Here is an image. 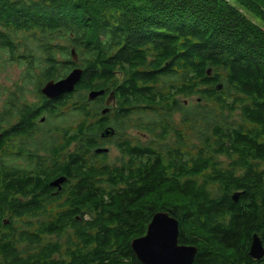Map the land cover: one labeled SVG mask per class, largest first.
<instances>
[{
	"label": "trees",
	"instance_id": "16d2710c",
	"mask_svg": "<svg viewBox=\"0 0 264 264\" xmlns=\"http://www.w3.org/2000/svg\"><path fill=\"white\" fill-rule=\"evenodd\" d=\"M0 60L44 80L82 69L85 153L90 91L114 89L150 137L79 176L54 223L36 195L6 207L46 180L0 177V264H141L130 241L157 211L193 264H264L248 253L253 233L264 249V0H0Z\"/></svg>",
	"mask_w": 264,
	"mask_h": 264
},
{
	"label": "flooded vegetation",
	"instance_id": "af4514ba",
	"mask_svg": "<svg viewBox=\"0 0 264 264\" xmlns=\"http://www.w3.org/2000/svg\"><path fill=\"white\" fill-rule=\"evenodd\" d=\"M64 77L42 79V83L36 84V97L32 100L27 97L30 86L23 83L29 81L27 77L14 78L7 93L4 91L0 106V177L41 176L46 180V185L34 192L35 189L29 187L15 190L6 207L16 209V204L29 203L36 195L42 205L44 224L56 222L57 212L70 205L69 194L78 184L79 176L89 173L93 165L120 164L109 162L110 150H117V159H128L131 155L123 154L122 148L136 147L150 140L143 132L141 114L120 105L115 90L108 88L93 99H87L88 105L95 107L99 116L87 123L94 129L93 134H88L92 135L94 146L85 153L79 145L81 136L86 133L80 131L78 122V83L71 91L55 97H47L41 92L45 83ZM104 148L107 152L97 150ZM80 150L84 152L82 155ZM80 156L83 157L81 162ZM59 179L62 181L53 184ZM56 233H45V237L57 240Z\"/></svg>",
	"mask_w": 264,
	"mask_h": 264
},
{
	"label": "water",
	"instance_id": "95a60500",
	"mask_svg": "<svg viewBox=\"0 0 264 264\" xmlns=\"http://www.w3.org/2000/svg\"><path fill=\"white\" fill-rule=\"evenodd\" d=\"M72 56L76 58L74 49ZM82 75L80 67L72 68L64 78L58 81H49L41 88V92L47 97H55L64 92H69L78 83ZM103 93V90L90 91L88 99H93ZM105 111L103 110L102 113ZM98 151H107L97 149ZM56 180L53 184H57ZM237 194L233 199L237 200ZM178 220L171 216L168 211L155 212L147 223L145 233L130 241L131 249L141 264H193L197 248L194 245L180 244L178 242ZM254 259H260L264 255L262 241L257 233L252 234L248 251Z\"/></svg>",
	"mask_w": 264,
	"mask_h": 264
},
{
	"label": "rangeland",
	"instance_id": "374dc122",
	"mask_svg": "<svg viewBox=\"0 0 264 264\" xmlns=\"http://www.w3.org/2000/svg\"><path fill=\"white\" fill-rule=\"evenodd\" d=\"M1 64L2 65H0V106L2 105L3 99L5 97L4 91H6L7 93V90L10 89L8 85H10L11 80L14 78H19V77H24V76H26L29 81H25L23 83L28 84L30 86V92H29L30 95L27 97L30 100H32V98H34V96L36 95L35 94L36 84L42 83V77L39 73V70L35 69L31 71L33 72L32 74L31 73L26 74L28 73V70H26V67L23 64L16 63V62H12V63L8 62V64H5V63H1ZM117 157H119V153L117 152L115 148H113L112 150L109 151L107 158L109 162L113 164H117L121 161V159L119 160V158L117 159ZM217 158L218 160H221V161L224 160L223 157H217ZM223 166H226V165L223 164ZM53 238L55 237H47L48 240L55 241Z\"/></svg>",
	"mask_w": 264,
	"mask_h": 264
},
{
	"label": "bare ground",
	"instance_id": "6f19581e",
	"mask_svg": "<svg viewBox=\"0 0 264 264\" xmlns=\"http://www.w3.org/2000/svg\"><path fill=\"white\" fill-rule=\"evenodd\" d=\"M75 56H76V55H75ZM72 59H73L74 61H76V60H77V59H76V58H74V57H73ZM81 76H82V75H81ZM106 152H107V151H106ZM96 153H97V152H96ZM261 222H262V221H261ZM178 226H179V225H178ZM9 229H10V228H9Z\"/></svg>",
	"mask_w": 264,
	"mask_h": 264
}]
</instances>
